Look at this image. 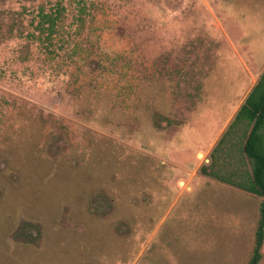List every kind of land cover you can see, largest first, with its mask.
<instances>
[{"label": "rangeland", "instance_id": "rangeland-1", "mask_svg": "<svg viewBox=\"0 0 264 264\" xmlns=\"http://www.w3.org/2000/svg\"><path fill=\"white\" fill-rule=\"evenodd\" d=\"M263 70L264 0H0V264H245Z\"/></svg>", "mask_w": 264, "mask_h": 264}, {"label": "trees", "instance_id": "trees-1", "mask_svg": "<svg viewBox=\"0 0 264 264\" xmlns=\"http://www.w3.org/2000/svg\"><path fill=\"white\" fill-rule=\"evenodd\" d=\"M240 130L241 152L250 166L249 172L237 174L219 168L218 152L231 132ZM200 173L261 196L259 217L254 233L252 254L245 264H258L264 239V70L247 93L222 136L210 152V161L199 167Z\"/></svg>", "mask_w": 264, "mask_h": 264}, {"label": "crops", "instance_id": "crops-1", "mask_svg": "<svg viewBox=\"0 0 264 264\" xmlns=\"http://www.w3.org/2000/svg\"><path fill=\"white\" fill-rule=\"evenodd\" d=\"M249 91H250V90H249ZM246 95H247V94H246ZM245 97H246V96H245ZM245 97H244V99H245ZM244 99H243V100H244ZM241 103H242V102H241ZM239 106H240V105H239ZM238 108H239V107H238ZM238 108H237V109H238ZM236 111H237V110H236ZM236 111H235V113H236ZM235 113H234V114H235ZM234 114H233V115H234ZM232 117H233V116H232ZM232 117H231V118H232ZM223 132H224V131H223ZM223 132H221L218 136L214 137L213 142L211 143L209 149H208L207 151H203L202 153L207 154L209 151H211V149L215 146V144L217 143V141L219 140V138L222 136V133H223Z\"/></svg>", "mask_w": 264, "mask_h": 264}]
</instances>
